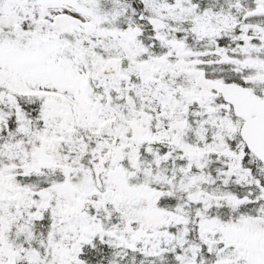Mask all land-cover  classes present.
Returning <instances> with one entry per match:
<instances>
[{"label": "snow or ice", "instance_id": "1", "mask_svg": "<svg viewBox=\"0 0 264 264\" xmlns=\"http://www.w3.org/2000/svg\"><path fill=\"white\" fill-rule=\"evenodd\" d=\"M0 264H264V0H0Z\"/></svg>", "mask_w": 264, "mask_h": 264}]
</instances>
